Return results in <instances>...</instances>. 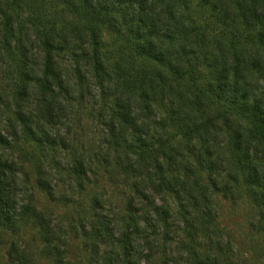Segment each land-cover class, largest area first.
Listing matches in <instances>:
<instances>
[{
    "label": "rangeland",
    "instance_id": "1",
    "mask_svg": "<svg viewBox=\"0 0 264 264\" xmlns=\"http://www.w3.org/2000/svg\"><path fill=\"white\" fill-rule=\"evenodd\" d=\"M24 1L27 0L21 3ZM41 1L51 26L57 31L70 30L66 32L68 40L71 33L75 36L86 27L83 0H73L74 4L66 6L52 0ZM244 1L247 6L254 0ZM13 2L0 0V23L14 9L23 19L32 14L27 4ZM99 3L119 17L140 9L138 4L128 8L127 4H112L116 3L113 0L108 3L99 0ZM152 6L155 17L163 12L167 21L172 11L174 17L183 20L185 29L177 36L179 42L183 34L189 35L186 41L193 43L201 39L197 34L213 37L209 28L217 29L226 44L235 40L234 53L263 58L250 71L251 78L245 79L244 71L235 73L231 66L228 80L236 83L241 93L251 90L255 95L248 99L251 104L262 97L260 107L264 112V52L256 50L253 44L258 24L248 30L237 5L228 14L216 0H155ZM146 14L152 16L150 11ZM118 22L117 34L103 25L97 28V50L110 77L103 76L102 82L94 79L88 72L93 66L84 56L87 51L80 42L70 40L61 52H55L58 53L54 67L60 84L58 87L54 84L53 88L55 94L60 93L57 100L67 121L52 125L40 120L48 135H43L45 139L39 143L22 138L10 150L0 146V161L4 158L15 166L7 177L14 189L11 197L15 203V224L0 226V264H58L57 254L68 264H196L199 258L207 259L208 264H264V144L248 120L232 117L230 123L223 122L228 107L223 102L211 101L217 90L209 93V87L213 91L221 80L207 84L212 73L193 66L194 74L185 75L179 95L192 100L201 89L204 93L200 102L191 108V103L182 106L181 98L175 97L181 112L171 104V95H163L153 102L159 116L148 117L151 112L143 109L151 135H138L139 139L153 143V152L160 147L167 149L164 156L159 150L152 158V150L143 152L134 146L136 135H126L125 139L121 135H109L106 124L113 113L122 110L128 100H141L138 83L134 81L130 85L128 78L135 80L141 68L137 66H146L126 44V39L134 36L131 27L122 19ZM224 25L225 31H229L227 36ZM18 35L19 31L11 40L12 50ZM31 41L32 38L24 42L23 51H27V66L34 67L36 80L44 70L43 53ZM175 43L172 39L167 44L171 46L167 54L177 49ZM59 44L61 39L57 37L54 49L59 50ZM214 45L211 40L206 41L199 50L213 51L212 57H219L221 54L215 53ZM19 51H13L12 56ZM119 66L125 78L114 76L113 69L117 72ZM18 68L15 63L10 64L5 44L3 51L0 44L2 129H12L18 124L12 104L15 83L24 75ZM9 72L11 79L7 78ZM173 75H167L168 83ZM228 95L235 93L229 91ZM30 101L23 108L38 113L41 104L35 98ZM211 116L218 124L213 129L215 135L212 130L205 133L208 135L188 133L191 127ZM224 124L230 128L225 129ZM58 138L65 141L59 144ZM167 153L173 155V162ZM41 179L53 188V196L41 189L38 184ZM22 205L34 212L18 216ZM47 237L51 245L45 240Z\"/></svg>",
    "mask_w": 264,
    "mask_h": 264
},
{
    "label": "trees",
    "instance_id": "2",
    "mask_svg": "<svg viewBox=\"0 0 264 264\" xmlns=\"http://www.w3.org/2000/svg\"><path fill=\"white\" fill-rule=\"evenodd\" d=\"M14 2H19L20 5L27 4L32 14L27 19H23V17L13 12L6 14L4 18L2 17V21L0 23V44L3 51V44H5V55L9 58L10 64L15 63L23 73V77H20L15 83L14 92L12 95L13 105L16 108L17 112V127L12 129H2L0 128V146L10 150L12 148V144L17 145V143L22 140V138H28L31 141L39 143L42 139H45L43 135H48L39 121H43L45 123H49L52 125L60 124L63 125L65 121H67V116L64 113V108L61 103L57 100L60 93L53 92L54 84L58 87L60 84V76L55 73V57L57 53L56 51L61 52L63 47L67 46L70 40H75V42H80L83 50L87 53L84 56L87 58L89 62H92L90 72L93 75V78L97 81L102 82L103 76L110 77L105 68L104 59L102 55L97 50L98 49V39L99 34L97 28L99 25H103L111 30H113L116 34L119 30V19H122L124 24H129L131 27L130 32L134 34L131 38L126 39V44L130 46L133 52L136 54L138 60L142 61L143 65L134 64L137 67L141 68L136 72L135 80L128 78V84L131 85V82L138 83L137 89L140 91V101H131L128 100L125 107L121 108L118 112L113 113V117L110 118L106 126L108 127L109 135H121L122 138L125 139L126 135H136V141L134 138V143L137 148L143 149V152L151 151V146L153 143L147 142L146 139H139L138 135H151L149 134V119L148 117H157L158 113L154 110L153 102H156V99H160L163 95H167L169 97L172 96L173 101H170L171 104L176 105L177 109L181 111L182 107L178 108V103H176L175 97H180L183 105L191 103L192 105L197 104L202 99V94L204 91L198 90L195 97L190 100L188 96L181 94L179 95V90L181 89V84L183 83V79L186 74L190 72V74H194L193 66H201L204 70L210 71L212 73V78L209 79L208 83L214 85L215 81L221 80L219 85L215 86L213 91L212 87H209V93L215 92L217 90L216 96L211 99L213 104L215 102L217 104H221V102L225 103V106L228 109L225 110L226 116L224 119V123H230L232 117H237L241 120H248L250 124H252L258 131V140L264 144V112H262V108L260 105L263 104L262 97L255 99L252 104L250 100H248L251 96H255L251 94V90L241 93V89L239 86L228 80L230 74V68L233 66L232 70L235 73L243 72V77L245 79L251 78L250 71L256 67L257 63L263 62V58H256V55L241 57V54H236L233 51L234 49V41H229L227 44L223 42L224 37L222 34L218 32L217 29L209 28L213 32V37H210L207 34L196 35L200 36L201 39L195 40L193 43L186 41L188 39L187 36L183 34L182 42H179L177 36L182 34V31L185 29V25L183 20L179 17H174L173 12L169 11L170 18L167 21H164L163 12L160 14L156 13V17L153 11H151L154 6L155 0H113L118 6L126 5L128 8H132L134 4H138L140 9L134 14L124 15L119 17L117 14L113 12L111 8L104 7L99 3V0H83V9L84 16L86 18V27L80 30L79 34L72 36L71 39L68 40L66 32H70L68 28L58 30L56 27L47 21L46 19V9L43 5V1L41 0H27L21 3V0H13ZM56 3H62L63 5H71L74 4L73 0H52ZM241 1V3H240ZM14 2L12 4H14ZM106 3L109 0H105ZM247 1L244 0H216L217 4H221L224 7V10L229 14L230 9L233 5H237V11L240 13L241 19L247 25L248 30L254 24H258V34L256 38V42L253 43L256 46V50H260L262 53L264 52V8H262L264 1L254 0L250 5H245ZM11 5V3H10ZM12 6V5H11ZM122 8V7H120ZM121 11V9H119ZM150 11L152 16H148L146 13ZM224 31L227 28L226 25L223 26ZM19 31V35L17 37V43L12 50L11 40L16 36ZM208 31V32H209ZM225 34H229V31H225ZM59 37L61 39V48L54 49V40ZM31 41V44L36 45L35 47L40 48V51L43 53V71L41 77L35 80V69L32 67L28 68L27 62V51L24 50V42ZM174 39L177 49H173L170 54H167V49L171 48L168 46V43H171V40ZM212 41L215 43L214 47L217 49L215 53H220L221 55L218 57L214 55L212 57L213 51L202 52L201 49L206 41ZM17 49V50H16ZM19 51L17 54L13 55V51ZM131 50V51H132ZM130 51V52H131ZM134 54V55H135ZM201 54V55H197ZM214 54V53H213ZM210 55V57H208ZM129 65L130 59L127 57ZM12 62V63H11ZM35 64H37L35 62ZM88 64V63H87ZM131 65H133V60L131 61ZM182 65H184L182 67ZM126 66V67H127ZM188 66V67H186ZM185 67V68H184ZM128 68V67H127ZM152 68V69H151ZM123 68L119 66V71L116 72V69H113V74L116 78H119L121 75L125 78V74L122 71ZM10 70V69H9ZM128 70V69H127ZM115 73H117L115 75ZM108 74V75H107ZM168 74H174L170 82L166 79ZM11 73L9 72V76L7 78L11 79ZM223 80V81H222ZM192 82L194 81L191 80ZM206 88V87H205ZM252 90H255L253 86H251ZM193 90V89H192ZM232 91L235 95L229 97L228 93ZM171 95V96H170ZM3 96L0 95V99ZM36 99L42 106V109L36 113V111L28 112L23 108L24 103L30 101V99ZM245 103L240 104L242 101ZM189 101L186 103V101ZM31 102V101H30ZM211 102V104H212ZM129 109L131 112L129 113L127 110ZM143 109L151 114L147 117L144 115ZM136 113H134V111ZM251 111V113H250ZM182 112V111H181ZM180 112V113H181ZM162 121V120H160ZM159 121V122H160ZM159 122L157 124H159ZM164 122L162 121V124ZM217 121L214 117H208V119L201 123L196 124L195 126L189 129V134H202L208 135L205 133H211L210 130L218 126ZM163 126V125H162ZM225 129H229V125L224 124ZM67 131H69L67 129ZM235 132V131H234ZM214 135L216 134L213 132ZM59 144L64 142V138H58ZM11 140V141H9ZM46 141H49L46 139ZM12 142V143H11ZM53 144H57V141H51ZM68 146V145H67ZM66 148V147H65ZM159 150L162 151L161 155L164 156L166 154V150L164 148H159L150 153V156L153 158L154 153H157ZM168 151V150H167ZM173 151L174 150H169ZM181 154L180 151H178ZM167 158L173 162L174 157L170 153H167ZM0 165V226L8 227L12 224H15L14 220V211L15 203L13 198L11 197V193L14 189H12L9 181L7 180L8 173L13 172L15 170L13 167L14 164L12 161L6 160L3 158V162ZM39 186L41 189L45 190L50 196H53V188L44 181V179L39 181ZM12 189V190H10ZM158 192V191H156ZM34 210L30 209L27 205H22L19 209L20 217H25ZM36 214V213H35ZM37 215V214H36ZM38 216V215H37ZM40 217V216H39ZM41 218V217H40ZM44 222V218H41ZM44 226V223H43ZM49 227V223L47 224ZM47 243L51 245V240L49 237L45 238ZM124 254V253H123ZM58 264H68L65 262L61 255L57 254L56 256ZM196 258V257H195ZM167 264V263H166ZM175 264V263H171ZM196 264H208L207 259L204 261L202 258L196 259Z\"/></svg>",
    "mask_w": 264,
    "mask_h": 264
}]
</instances>
